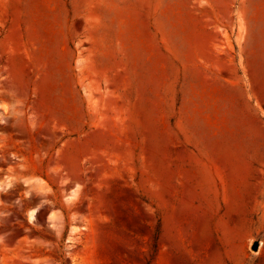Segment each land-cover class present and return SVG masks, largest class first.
I'll use <instances>...</instances> for the list:
<instances>
[{
  "label": "rangeland",
  "instance_id": "rangeland-1",
  "mask_svg": "<svg viewBox=\"0 0 264 264\" xmlns=\"http://www.w3.org/2000/svg\"><path fill=\"white\" fill-rule=\"evenodd\" d=\"M0 264H264V0H0Z\"/></svg>",
  "mask_w": 264,
  "mask_h": 264
},
{
  "label": "water",
  "instance_id": "water-1",
  "mask_svg": "<svg viewBox=\"0 0 264 264\" xmlns=\"http://www.w3.org/2000/svg\"><path fill=\"white\" fill-rule=\"evenodd\" d=\"M257 248V243L254 245L253 249H256Z\"/></svg>",
  "mask_w": 264,
  "mask_h": 264
}]
</instances>
